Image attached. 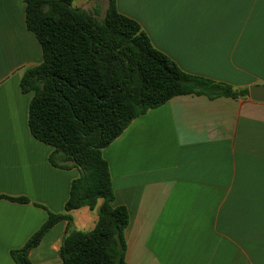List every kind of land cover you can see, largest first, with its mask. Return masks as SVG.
<instances>
[{"label": "crops", "instance_id": "0c3cea01", "mask_svg": "<svg viewBox=\"0 0 264 264\" xmlns=\"http://www.w3.org/2000/svg\"><path fill=\"white\" fill-rule=\"evenodd\" d=\"M98 1L104 14L107 0ZM115 2L183 71L235 88L264 85V0ZM41 61L23 0H0V195L28 200L0 198V264H15L10 251L48 211H63L79 175L52 166L53 147L29 132L32 92H21L19 81ZM102 155L112 205L129 215L127 264H264L263 101L174 96L133 119ZM95 212L71 210L72 226L77 215L94 221ZM66 224L30 249L32 264H62Z\"/></svg>", "mask_w": 264, "mask_h": 264}, {"label": "trees", "instance_id": "16d2710c", "mask_svg": "<svg viewBox=\"0 0 264 264\" xmlns=\"http://www.w3.org/2000/svg\"><path fill=\"white\" fill-rule=\"evenodd\" d=\"M25 23L37 38L42 61L27 68L21 92H32L27 125L51 145L48 160L77 168L62 212L48 211L25 244L10 251L15 264H32L29 251L61 220L67 222L58 249L62 264H127L124 231L129 215L113 206L114 191L102 150L147 110L179 95L248 97V87L187 73L156 49L140 24L107 0L102 18L73 0H23ZM27 202L24 197L0 198ZM96 210L90 231L72 227L70 211Z\"/></svg>", "mask_w": 264, "mask_h": 264}, {"label": "rangeland", "instance_id": "374dc122", "mask_svg": "<svg viewBox=\"0 0 264 264\" xmlns=\"http://www.w3.org/2000/svg\"><path fill=\"white\" fill-rule=\"evenodd\" d=\"M82 3H79V1H75L73 4L74 6H78V7H82L86 10H97V14H98V17L102 18L103 17V3H101L100 1L98 0H91V1H88V0H81ZM95 219V220H94ZM92 219L90 218H86V219H83L82 217L80 216H75V220L73 222V228L74 229H77V230H81V231H90L94 228L95 224H96V212L93 216V220L91 222Z\"/></svg>", "mask_w": 264, "mask_h": 264}, {"label": "water", "instance_id": "95a60500", "mask_svg": "<svg viewBox=\"0 0 264 264\" xmlns=\"http://www.w3.org/2000/svg\"><path fill=\"white\" fill-rule=\"evenodd\" d=\"M248 94L251 99L264 102V85L254 84L249 86Z\"/></svg>", "mask_w": 264, "mask_h": 264}]
</instances>
